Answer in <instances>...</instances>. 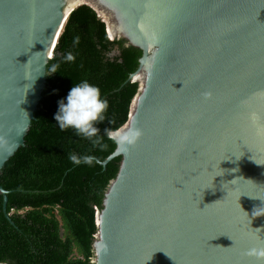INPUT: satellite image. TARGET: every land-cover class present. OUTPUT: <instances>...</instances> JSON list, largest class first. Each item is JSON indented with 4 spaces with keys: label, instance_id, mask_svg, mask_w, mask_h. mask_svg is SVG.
Here are the masks:
<instances>
[{
    "label": "water",
    "instance_id": "1",
    "mask_svg": "<svg viewBox=\"0 0 264 264\" xmlns=\"http://www.w3.org/2000/svg\"><path fill=\"white\" fill-rule=\"evenodd\" d=\"M80 4L142 51L94 264H264V0H0V169Z\"/></svg>",
    "mask_w": 264,
    "mask_h": 264
},
{
    "label": "trees",
    "instance_id": "2",
    "mask_svg": "<svg viewBox=\"0 0 264 264\" xmlns=\"http://www.w3.org/2000/svg\"><path fill=\"white\" fill-rule=\"evenodd\" d=\"M75 35L80 42L74 46ZM68 52L75 55L73 62L64 61ZM141 55L124 38H109L104 20L88 4L69 13L46 64V83L24 145L0 169V185L7 191L5 208L0 194V264H94L95 215L121 155L105 165H73L70 152L104 161L116 146L105 138L107 148H93L73 129L61 131L54 114L69 89L87 79L100 87L109 101L106 116L115 121L99 124L101 133L125 124L138 90V82L128 78Z\"/></svg>",
    "mask_w": 264,
    "mask_h": 264
},
{
    "label": "clouds",
    "instance_id": "3",
    "mask_svg": "<svg viewBox=\"0 0 264 264\" xmlns=\"http://www.w3.org/2000/svg\"><path fill=\"white\" fill-rule=\"evenodd\" d=\"M79 42L80 36L75 35L72 40L73 45H78ZM63 59L65 62H73L75 55L68 52ZM58 66V64L53 65L52 72H56ZM108 109L109 101L102 95L100 87L84 79L74 84L66 97L58 101L54 120L61 131L73 129L77 136L88 140L93 148L99 147L101 150L107 148L105 138L117 148L134 147L143 135V130L135 123L105 127L101 133L98 125L104 123L106 119L109 125L115 124L114 120L106 116ZM68 159L73 165L102 163L100 159L90 154L78 155L70 152Z\"/></svg>",
    "mask_w": 264,
    "mask_h": 264
},
{
    "label": "bare ground",
    "instance_id": "4",
    "mask_svg": "<svg viewBox=\"0 0 264 264\" xmlns=\"http://www.w3.org/2000/svg\"><path fill=\"white\" fill-rule=\"evenodd\" d=\"M108 33L109 36H113V28L110 25L108 26Z\"/></svg>",
    "mask_w": 264,
    "mask_h": 264
}]
</instances>
